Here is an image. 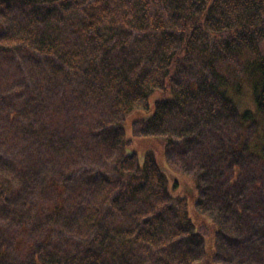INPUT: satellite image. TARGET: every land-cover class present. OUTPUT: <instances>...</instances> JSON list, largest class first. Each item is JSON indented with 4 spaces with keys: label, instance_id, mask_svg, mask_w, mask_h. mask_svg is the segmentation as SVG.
<instances>
[{
    "label": "trees",
    "instance_id": "1",
    "mask_svg": "<svg viewBox=\"0 0 264 264\" xmlns=\"http://www.w3.org/2000/svg\"><path fill=\"white\" fill-rule=\"evenodd\" d=\"M0 7L15 22L0 54L26 60L34 83H18L16 175L0 181L5 206L21 188L25 214L36 206L34 224L50 221L32 264H204L211 239L192 205L209 215L214 262L243 250L264 264V0ZM27 123H43L32 139ZM206 153L218 163H185ZM49 165L65 174L47 176ZM69 207L88 214L89 237L73 247L51 225Z\"/></svg>",
    "mask_w": 264,
    "mask_h": 264
},
{
    "label": "rangeland",
    "instance_id": "2",
    "mask_svg": "<svg viewBox=\"0 0 264 264\" xmlns=\"http://www.w3.org/2000/svg\"><path fill=\"white\" fill-rule=\"evenodd\" d=\"M14 23L15 22L8 19V17L0 14V31L2 26V31H8L10 25L13 26ZM7 60L8 61H6L4 57H2V54H0V157L4 163L0 165V181L8 180L10 177L9 173L16 175L14 162L18 151L16 141L15 143L11 141L12 137L15 136V127L11 121V114L17 112L15 110L20 108V104L24 99V91L21 90L19 84L22 82L24 88L27 85L34 84L31 76L27 73L28 64L26 60L22 58L12 59L11 57H8ZM5 72H8L6 74L8 79L7 84L12 82V84H9L7 87ZM30 87L31 86H28V90ZM17 90L21 91L17 92ZM43 123L36 128L29 123L24 124L23 126L27 127L28 133L32 139L34 136L33 130L39 129ZM138 143L140 142L138 141ZM170 156H172V154H170ZM78 161L83 162L84 158H80ZM185 163L189 167L195 168L207 164H217L218 162L213 160L210 154L206 153L203 158H200V156L188 157V161ZM19 164L21 163L19 162ZM66 166L71 169L79 166V164L73 160L67 162ZM172 167L176 171L175 164H172ZM49 168H52L54 172L47 174V176L56 173L65 174V170H62L60 166L49 165L46 167V169ZM193 168H191V170ZM20 189L21 188H15L14 193L8 200V205L5 206L3 202L0 201V264H32L34 252L37 250L36 247L44 241L45 235L49 231L50 221L47 218H40L37 224H34L37 219L36 215H40V211L36 206L28 208L25 214L22 206L18 203L22 197ZM208 216V214H203L198 211L194 205L189 208V217L193 224L196 225L199 233L203 235V237L211 239V241H208L207 246L208 257L210 258L206 259L204 264H217L212 257L215 238L214 235L210 233L211 224L207 221L209 219ZM78 217L80 218V221L77 220ZM87 217L88 214H79L74 209L71 210L69 207L58 216L57 221L51 223V225L54 223H61L53 226L61 231L65 230L69 234L68 239L62 241L64 246L73 247L85 243L89 237L88 229L84 228V220ZM51 242L52 244H55L56 240H52ZM51 249H53L52 246ZM237 250L239 251L240 247H237ZM3 251L6 252V256L1 254ZM242 253L243 250H240L237 253L234 250L232 252H226L225 254L229 259L236 261L234 264H247L244 261V253ZM219 263L223 262L219 260Z\"/></svg>",
    "mask_w": 264,
    "mask_h": 264
}]
</instances>
